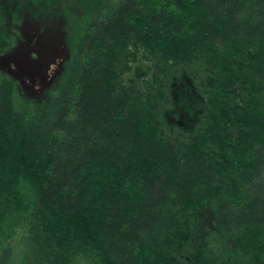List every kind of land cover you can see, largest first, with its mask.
I'll return each instance as SVG.
<instances>
[{
    "label": "trees",
    "instance_id": "16d2710c",
    "mask_svg": "<svg viewBox=\"0 0 264 264\" xmlns=\"http://www.w3.org/2000/svg\"><path fill=\"white\" fill-rule=\"evenodd\" d=\"M76 2L50 99L0 77V264H182L203 207L187 264H264V0Z\"/></svg>",
    "mask_w": 264,
    "mask_h": 264
},
{
    "label": "rangeland",
    "instance_id": "374dc122",
    "mask_svg": "<svg viewBox=\"0 0 264 264\" xmlns=\"http://www.w3.org/2000/svg\"><path fill=\"white\" fill-rule=\"evenodd\" d=\"M80 14L76 0H54L48 5L0 0V43L5 44L0 51V77L12 81L18 107L36 108L50 99L53 85L69 62L71 24ZM138 65L128 74L136 84L150 73L145 61ZM212 224L208 207L198 208L189 221V239L179 254V263L187 264Z\"/></svg>",
    "mask_w": 264,
    "mask_h": 264
},
{
    "label": "flooded vegetation",
    "instance_id": "af4514ba",
    "mask_svg": "<svg viewBox=\"0 0 264 264\" xmlns=\"http://www.w3.org/2000/svg\"><path fill=\"white\" fill-rule=\"evenodd\" d=\"M3 51V50H2Z\"/></svg>",
    "mask_w": 264,
    "mask_h": 264
}]
</instances>
